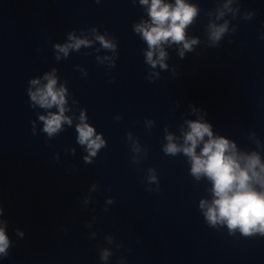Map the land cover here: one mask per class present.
<instances>
[{
  "label": "clouds",
  "instance_id": "obj_1",
  "mask_svg": "<svg viewBox=\"0 0 264 264\" xmlns=\"http://www.w3.org/2000/svg\"><path fill=\"white\" fill-rule=\"evenodd\" d=\"M139 3L147 6L149 19L135 24L133 30L147 43L145 59L152 68H156L157 65L161 69L168 67L165 63L168 55L165 45L182 46L179 55L183 57L186 51H192L193 45L199 43L196 38H187L185 31L198 15L196 5L186 0H175L174 4L166 0H139ZM230 3L231 0H228L224 7L228 8ZM223 15V11L218 13V16ZM208 29L209 40L212 45H216L228 31V23L220 25L211 23ZM95 39L105 49L114 51L116 48V44L103 35H96ZM68 40L69 43L54 46L64 57L68 56L70 50L78 51L81 46L91 44L90 40L77 38L74 34H69ZM56 59L59 60L60 55H57ZM42 80L45 83H41V78L30 80L28 95L33 106L57 109L56 112L39 116V120L43 122V132L52 137L62 130L63 124H72V119L65 115L67 89L63 84L57 86L55 69L44 73ZM79 120L80 123L76 126L77 140L80 145L86 146L88 155L84 159L85 162L90 163L91 158L105 146V141L87 123L84 111H81ZM186 123L188 130L183 132V144L173 142L172 134H168V143L163 151L166 155L173 156L182 152L188 157L191 175L197 180L206 177L212 183L211 202L201 200L199 205L207 223L211 226L226 224L230 232L239 229L244 236H251L254 233L264 234V163L261 162L259 154L238 152L234 142L222 136H214L212 126L203 119L189 120ZM201 144L198 154L197 147ZM134 150L139 151L138 148ZM149 181L155 182L156 176L150 175ZM257 185L260 190H257ZM109 203L112 201L109 200ZM5 227L6 225L0 226V254L3 255H7L10 243ZM107 255L108 253L105 252L102 258L106 259Z\"/></svg>",
  "mask_w": 264,
  "mask_h": 264
}]
</instances>
